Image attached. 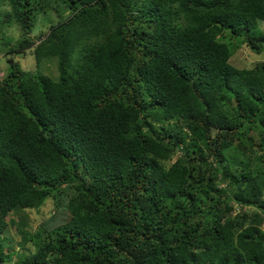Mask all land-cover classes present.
<instances>
[{
	"label": "trees",
	"instance_id": "trees-1",
	"mask_svg": "<svg viewBox=\"0 0 264 264\" xmlns=\"http://www.w3.org/2000/svg\"><path fill=\"white\" fill-rule=\"evenodd\" d=\"M3 4L6 54L55 58L58 77L12 55L0 75V263L264 264V62H230L264 52V0ZM49 198L17 225L34 250L6 247L10 214Z\"/></svg>",
	"mask_w": 264,
	"mask_h": 264
},
{
	"label": "rangeland",
	"instance_id": "rangeland-1",
	"mask_svg": "<svg viewBox=\"0 0 264 264\" xmlns=\"http://www.w3.org/2000/svg\"><path fill=\"white\" fill-rule=\"evenodd\" d=\"M10 7L8 4L0 5V12L3 14L4 11H8ZM59 18L53 13L50 14V16H43L40 14L38 16V19L36 20L35 26L30 33V35L33 38L42 39L44 37V34L46 33L48 26L50 23H54ZM9 24V23H8ZM5 24L3 26L0 25V39L3 38L7 42H10L9 37H11L13 40H17L20 35V31L18 27L14 24ZM260 28L262 31H264V23L260 25ZM9 46H5L0 41V75L3 76V74L8 71L9 69V62L7 60V57L12 55L14 60L17 61L20 66L23 69L27 70H38L40 73L46 74L52 78L58 77V70H57V63L55 58L50 59H43L42 62L37 65L35 57L31 50H27V52L22 54H13L9 53L6 54L8 47L12 46L14 43H9ZM230 62L239 68H252L258 63L264 62V52L256 53L253 52L249 47L242 45L241 47L237 48L230 57ZM243 119V118H242ZM242 119L241 122L243 121ZM249 127L248 123L245 122L241 128H247ZM232 153H235L237 150L232 147ZM235 156H233L234 158ZM175 160V157L170 160L167 165H170L171 162ZM211 160V159H210ZM262 198L264 199V192L262 195ZM235 208L239 207V205L234 204ZM253 207H245L242 209L236 208L233 209L231 212L232 217L237 218L241 213L247 214V216L251 215V211L253 210ZM54 210L53 206V200L51 198L46 199L45 203L39 207V210L35 208H28L23 211H14L10 215L14 218L15 223L14 224H8L6 230L4 231V235H8L10 238L6 241V247H12L18 252L20 251H33L34 247L31 246L30 243L25 244L26 246L24 248H20L19 242H20V235L17 231V225L20 221L19 219L23 218L29 225H31L32 229H35L40 223L43 217H46ZM261 211V210H260ZM264 227V225H263ZM27 249V250H26ZM17 257V254H15L12 257V260L10 264H15V259ZM0 264H8V262L0 263Z\"/></svg>",
	"mask_w": 264,
	"mask_h": 264
}]
</instances>
